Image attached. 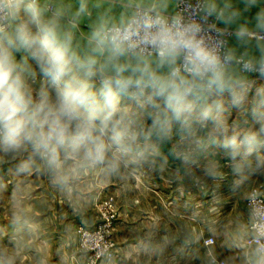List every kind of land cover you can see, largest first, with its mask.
<instances>
[{
	"label": "clouds",
	"instance_id": "9594fccd",
	"mask_svg": "<svg viewBox=\"0 0 264 264\" xmlns=\"http://www.w3.org/2000/svg\"><path fill=\"white\" fill-rule=\"evenodd\" d=\"M264 0H0V166L69 191L86 177L163 164L179 133L183 166L214 146L244 192L233 222L240 264H264ZM246 115L254 127L242 128ZM217 165L208 172L220 174ZM12 196V222L37 225ZM0 246L17 264L24 237ZM37 264H45L43 258Z\"/></svg>",
	"mask_w": 264,
	"mask_h": 264
},
{
	"label": "rangeland",
	"instance_id": "374dc122",
	"mask_svg": "<svg viewBox=\"0 0 264 264\" xmlns=\"http://www.w3.org/2000/svg\"><path fill=\"white\" fill-rule=\"evenodd\" d=\"M237 119L242 128L254 127L246 115ZM187 147L177 133L161 145L166 166L144 165L119 176L86 177L74 189L62 191L54 206L56 216L54 207H49L52 201L39 202L45 240H57L53 223L58 221L69 244L64 251L81 257L82 264H200L212 258L240 264L242 248L232 243L231 218L235 206L248 211V200L244 192L232 190L233 176L214 146L197 151L196 163L183 166L176 153ZM213 165L222 169L217 176L208 174ZM227 181L231 184L225 185ZM247 187L264 198V176L250 177ZM198 197L204 199L202 211L197 210ZM223 210L227 212L220 214ZM209 236L214 243L202 244Z\"/></svg>",
	"mask_w": 264,
	"mask_h": 264
},
{
	"label": "crops",
	"instance_id": "0c3cea01",
	"mask_svg": "<svg viewBox=\"0 0 264 264\" xmlns=\"http://www.w3.org/2000/svg\"><path fill=\"white\" fill-rule=\"evenodd\" d=\"M214 151L219 152L221 157H223V152L221 150L214 147ZM14 167L15 162L0 166V246L9 247V242L13 238L24 237L25 247L17 260V264H37L38 260L41 258L45 260V264H82L81 257H74L72 254L64 251L68 249L69 244L65 241V236L62 235L60 230L62 225L60 222L57 221L58 225L53 223V231L57 236V240L53 239L52 242L45 240L46 228L43 217L44 212L41 214L37 209L39 202H44V204L47 202L49 204L51 201L53 204H49V207L52 206L53 209L57 202V198L61 196L62 191L64 192V190L52 186L48 179L42 174H33L28 177H17L13 174ZM230 181L224 182L226 183L225 185L231 184ZM18 186L20 191L17 195L22 198L24 212L27 216H37L36 221H31V223L38 226L35 234L31 237L26 235L27 228L20 229L12 222L13 209L11 201L13 192L16 191ZM217 196L218 195H214L213 198H216ZM218 198L220 199V195L217 199ZM196 201L197 210L202 211V207H199L202 205L200 202H204V199L198 197ZM34 204L36 209H32ZM235 207L231 222L235 221L237 218L246 220L248 211L245 210L243 206L242 208L238 206ZM52 212L54 216L58 215L56 213H59L55 207ZM219 212L222 214L227 211L223 210ZM205 239L206 237L201 241L202 244H204Z\"/></svg>",
	"mask_w": 264,
	"mask_h": 264
},
{
	"label": "built area",
	"instance_id": "2783aa9c",
	"mask_svg": "<svg viewBox=\"0 0 264 264\" xmlns=\"http://www.w3.org/2000/svg\"><path fill=\"white\" fill-rule=\"evenodd\" d=\"M257 197H259L260 200H264V198L260 195L255 194ZM249 204V202H247V205ZM205 245H212L214 243V237L213 236H209L204 240ZM92 264H94V262H91ZM200 264H231L228 260L223 259V258H212L209 261H205L203 263Z\"/></svg>",
	"mask_w": 264,
	"mask_h": 264
}]
</instances>
